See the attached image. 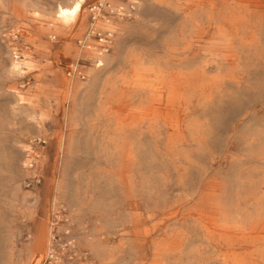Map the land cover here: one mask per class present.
<instances>
[{
    "label": "rangeland",
    "instance_id": "1",
    "mask_svg": "<svg viewBox=\"0 0 264 264\" xmlns=\"http://www.w3.org/2000/svg\"><path fill=\"white\" fill-rule=\"evenodd\" d=\"M12 1L31 9L19 22L0 10V264H138L179 236L182 251L165 254L162 264H195L186 252L201 235L190 216L201 187L214 177L231 200L235 176L258 165L248 142L258 131L264 141V72L246 73L238 88L226 84L206 108L192 107L180 136L162 126L123 136L114 131L110 91L81 106L76 87L103 68L97 49L113 54L101 77L118 74L130 46L157 43L165 30L155 25L158 12L164 24L176 13L154 0H86L75 24L54 28L47 14L59 0ZM137 1L152 6L145 20L125 14ZM122 26L138 31L113 53L108 32L117 40ZM125 142L131 160L120 157ZM175 205L178 216L166 217Z\"/></svg>",
    "mask_w": 264,
    "mask_h": 264
},
{
    "label": "bare ground",
    "instance_id": "2",
    "mask_svg": "<svg viewBox=\"0 0 264 264\" xmlns=\"http://www.w3.org/2000/svg\"><path fill=\"white\" fill-rule=\"evenodd\" d=\"M85 2L57 1L47 14L51 20L49 25L56 28L75 24ZM139 2L132 8L129 3L124 11L126 15L142 21L150 16L152 6L147 3L139 6ZM154 2L161 8L174 11L177 16L164 24L158 12L156 19L161 24L155 25H161L165 30L157 43H134L125 55L126 70L114 75L106 72L103 77L101 71L110 66L113 54H108L109 50L97 49L94 59L102 66L103 58V68L89 71L87 81L76 87V94L81 95L82 102L104 94L106 89L110 91L109 110L119 118L114 131L122 130L123 136L126 132L140 131L144 126L148 127L150 134L162 126L173 136H180L192 107L197 104L206 108L214 103L216 95L226 84L238 88L246 73L264 72V0ZM30 9L25 3L0 0L2 16L9 15L14 22L21 21ZM32 9L35 14L36 9ZM98 10V5H93L91 11ZM115 10L120 11L119 8ZM84 22L85 18L81 25ZM105 26L112 28L110 24ZM116 30L119 33L117 40L113 31L108 32L107 44L111 49L115 46L113 53L118 50L122 38L138 31L131 26ZM142 33L147 38L155 37V32L153 34L150 30ZM19 65L20 62L16 61L12 68L18 69ZM83 105L84 102L81 103ZM191 124V128L197 130L196 124ZM257 133L261 134V131ZM260 134L253 135L248 142L249 147L255 150L252 153L258 165L246 178L240 174L235 176L236 189L230 196L231 200H223V187L214 177L201 187L198 208L190 215L201 235L199 240L190 243L186 252L195 264H264V141ZM126 143L119 152L120 157L131 160V148ZM26 149L28 155L24 162H29L31 151L27 146ZM179 210L180 206L175 205L166 217L176 218ZM180 237L166 245L159 244L152 260L140 259L137 263L162 264L165 254L182 251L184 239Z\"/></svg>",
    "mask_w": 264,
    "mask_h": 264
}]
</instances>
